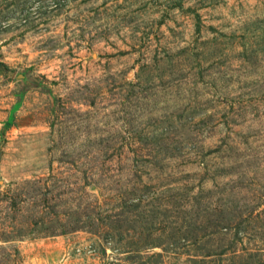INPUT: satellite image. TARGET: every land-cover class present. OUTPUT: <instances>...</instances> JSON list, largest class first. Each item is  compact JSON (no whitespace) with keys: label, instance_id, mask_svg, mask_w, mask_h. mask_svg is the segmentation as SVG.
Returning <instances> with one entry per match:
<instances>
[{"label":"rangeland","instance_id":"obj_1","mask_svg":"<svg viewBox=\"0 0 264 264\" xmlns=\"http://www.w3.org/2000/svg\"><path fill=\"white\" fill-rule=\"evenodd\" d=\"M0 264H264V0H0Z\"/></svg>","mask_w":264,"mask_h":264}]
</instances>
